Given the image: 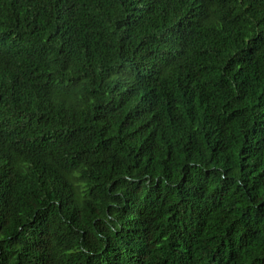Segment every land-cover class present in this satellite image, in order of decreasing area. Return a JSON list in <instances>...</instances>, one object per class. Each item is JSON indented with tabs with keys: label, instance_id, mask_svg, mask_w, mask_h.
<instances>
[{
	"label": "trees",
	"instance_id": "obj_1",
	"mask_svg": "<svg viewBox=\"0 0 264 264\" xmlns=\"http://www.w3.org/2000/svg\"><path fill=\"white\" fill-rule=\"evenodd\" d=\"M0 264H264V0H0Z\"/></svg>",
	"mask_w": 264,
	"mask_h": 264
}]
</instances>
